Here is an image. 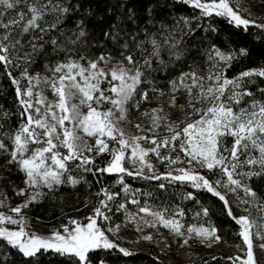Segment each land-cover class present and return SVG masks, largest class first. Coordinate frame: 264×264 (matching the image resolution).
<instances>
[{"label":"snow or ice","instance_id":"1","mask_svg":"<svg viewBox=\"0 0 264 264\" xmlns=\"http://www.w3.org/2000/svg\"><path fill=\"white\" fill-rule=\"evenodd\" d=\"M114 8V22L97 21L92 0H0V70L14 90L12 106L0 104V264H116L141 254L165 264L173 245L187 249L188 264H221L193 246H231L233 226L239 252L224 264H264V47H250L264 46V0H117L107 12ZM193 53L205 67L185 70ZM242 62L255 66L240 70ZM106 174L116 178L86 198V217L42 228L28 215L62 186L92 188ZM128 177L171 188L174 199L153 204V192ZM202 193L229 226H216ZM122 225L134 240L122 238Z\"/></svg>","mask_w":264,"mask_h":264},{"label":"trees","instance_id":"2","mask_svg":"<svg viewBox=\"0 0 264 264\" xmlns=\"http://www.w3.org/2000/svg\"><path fill=\"white\" fill-rule=\"evenodd\" d=\"M117 3V0H92L93 6H98L99 11L96 13V20L100 21L103 19H106L108 16H111V20L114 22L116 16L120 15V11L116 8L113 9V13L107 12V7H112L114 4ZM107 6V7H106ZM88 27H92V23L88 22ZM221 27L223 25L221 24ZM98 31V30H97ZM143 38L142 36L140 37ZM123 43V41H121ZM109 47H111V44H109ZM250 47L254 49V55L255 53H258L262 47L258 42H253ZM151 46H147V50L143 53L142 56H140V59H143L144 56H147L151 52ZM161 56L163 59L167 60L168 55L167 52L164 51L161 53ZM155 63V61H153ZM195 63L196 65H199L201 68L205 67V58L200 53H193L191 56H189L184 61V68L187 69V66L189 64ZM257 63L259 61L257 60ZM179 67V65H177ZM255 66L250 62H242L239 66L240 70H243V68ZM234 71L232 73H229V75L234 74ZM156 78L161 82V86L163 85V81L165 79V76L163 73L156 74ZM14 90L10 87L9 81L3 76L2 70H0V104L4 105L5 108H9L12 105L10 104V101L12 99ZM183 97H178V101L183 102ZM153 103H156L155 100H153ZM166 108V105H165ZM170 117H174V110L172 114H170ZM15 123V120L12 121ZM160 171H164L165 168L162 166H159ZM115 174L112 175H105L101 178L99 184H94L92 188H89L87 185H78L76 188H72L69 185L62 186L58 192L55 194L54 197H49L45 201H41L36 205H33L31 210L29 211L28 215L35 219L36 217H40V223L37 224V226H41L42 228H50V227H58L60 223L66 222V217L72 216L76 218H84L88 215L89 209L84 208V204L86 202V198L88 201H94L96 199L95 192L98 190V188L102 185H109L112 184L115 180ZM215 177H213L214 179ZM15 179V177H14ZM89 180H93V177L89 176ZM126 182H128L133 188H141L150 192H153V198L150 201L153 204H160L162 202L168 201L170 199H174V197L170 196L173 189H169L168 193H165L157 188H155V181L151 182H145L141 180H132L130 177L126 179ZM181 190V189H177ZM10 196L12 195L11 192L8 193ZM201 199L206 202L207 204L211 205V211L213 213L212 220L215 222L216 226L219 227H227L229 226V221L221 215L220 212V204L210 195L207 193L201 194ZM143 201V198H141V202ZM15 199L12 201V204L14 205L17 203ZM185 206L188 209H193L195 211L194 203H188L185 202ZM130 211L135 212L137 209L133 205H128ZM253 216H256L257 213L255 210H253ZM192 213L189 212L188 215L185 217L186 222H192L191 221ZM120 220H123V216H120ZM238 232V228L232 227V232L230 233V244L231 246H226L221 244V249L212 255H217L221 257V264H224L223 258L228 255H235L234 249L238 244H240V241L238 239L234 238L235 233ZM139 247L142 249L147 250L149 248L148 245H145L143 243H139ZM153 252L154 249L152 248ZM204 255V254H203ZM162 259H164L165 264H188L189 259H184L182 261H176L171 258H169L168 254L164 255L161 254ZM205 257L207 256L204 255ZM151 257L147 255L141 254L140 256L136 257L135 259H129V260H118L116 261V264H150Z\"/></svg>","mask_w":264,"mask_h":264},{"label":"rangeland","instance_id":"3","mask_svg":"<svg viewBox=\"0 0 264 264\" xmlns=\"http://www.w3.org/2000/svg\"><path fill=\"white\" fill-rule=\"evenodd\" d=\"M257 2H259V0H257ZM241 3L243 4V5H245V6H247V4H248V0H241ZM45 96L47 97V99L49 100V101H52L53 100V95H52V93H51V91L50 90H47V91H45ZM152 106H155V103H153L152 102V104H149V105H145V104H142L141 105V111H143V109L145 108V107H152ZM87 109L85 108V109H83V111H86ZM166 110H167V106H166ZM172 112H173V110L172 111H170V114H172ZM139 116V114L137 113V111L135 110V109H132L131 110V113H130V116H129V119H132V120H136V118ZM141 119H143V118H141ZM130 131H131V129H129ZM38 227H41V226H38ZM148 231H152V229L149 227V228H146L145 229V232H148ZM161 231L164 233V234H167V230L166 229H163V228H161ZM133 232H134V228L131 226V225H129L127 228H125V227H123V225H122V229H121V235H122V238L123 239H125V240H134L135 239V237H134V235H133ZM140 243H143V244H145V245H148L146 242H140ZM149 246V245H148ZM154 249V251H158V249H156V248H153ZM221 249V246L219 245V246H217V247H214V248H212L211 250H205V249H203V248H199V247H197V246H193V251H195V252H200V253H202V254H204V255H208L209 254V252L211 253V254H215V253H217L219 250ZM186 251H187V249H185V250H180V249H177L176 247H175V245H173V247H172V250L170 251V252H168L167 254H168V256H169V258H171V259H173V260H176V261H182V260H184V259H189V257L187 256V255H185V253H186ZM234 251H235V254H238V252H239V249L236 247L235 249H234Z\"/></svg>","mask_w":264,"mask_h":264}]
</instances>
